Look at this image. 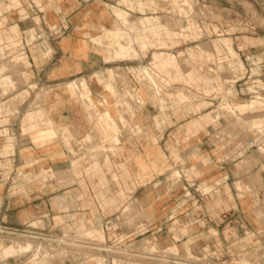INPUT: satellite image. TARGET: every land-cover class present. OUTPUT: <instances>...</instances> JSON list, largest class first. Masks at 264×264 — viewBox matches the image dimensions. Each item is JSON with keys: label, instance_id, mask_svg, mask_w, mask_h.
<instances>
[{"label": "rangeland", "instance_id": "374dc122", "mask_svg": "<svg viewBox=\"0 0 264 264\" xmlns=\"http://www.w3.org/2000/svg\"><path fill=\"white\" fill-rule=\"evenodd\" d=\"M108 6L116 14L114 22L120 21L119 19L124 17L128 18L125 12L119 11L118 7L121 6L129 11L131 18L149 15L152 17L154 29L157 28L156 25L163 28L162 34L167 40V46L150 47L142 55L143 52L140 54L141 51L138 47H146L144 39H142L141 45L130 44L132 48L129 53L134 52L137 55L133 58L138 63H143L146 57L150 60L149 57L152 56L154 50L162 49L179 57H169L163 60L161 66L164 69L171 71L172 67L175 68L178 64L177 59L184 69L189 66V62L194 61L200 73H204L210 78H217L210 83L213 88L208 92L204 88L188 83L178 82V86L171 83L170 87L161 91L160 96L153 99V103L157 104L158 108L161 109V105L162 107L166 106L164 110L157 111L155 113L157 115L154 114L156 121L154 124H158L159 129L162 124H166L159 113L174 115V120L167 124L178 123V121L183 123L203 114L204 112L193 113L207 107L206 111L212 110V117L215 121L212 124L217 126L212 136V142L216 148L215 161L217 162L214 164L216 163L218 174L221 169L225 170L230 167L233 170L236 169L239 175L225 176L224 171H221L224 176H218L215 181L209 182L211 180L205 175L207 173H204L209 165L206 157L203 156V159L201 157L206 151L200 149L198 145H183L181 147L185 148L183 154L176 157L170 153L162 168L153 170V176L146 182H137L132 179L129 180L127 186L124 185L129 199L134 201V207L131 210L134 215L131 216L130 213L125 214L123 208L111 210L110 207H104L103 203L95 197V189L102 185L94 182L97 177L88 175L90 170L87 167L91 162L90 156H96L99 151L93 149L89 152L93 142L87 140L89 142L87 143L80 139L73 146L75 153L71 152L70 155L82 157V173L85 174V181L80 186L91 198V206H88L86 210H95L98 216L91 220L90 225H100V228L92 226V233L84 234L88 237L76 236L79 234L76 229H70L68 226V223H72V219L67 217L64 221H57L55 219L56 211L53 210L46 212L47 216L52 218L51 225L46 226L43 223L32 222L34 227L19 226L20 231L17 234L5 233L9 243L28 240L33 241L35 246L42 243L53 256L49 264H54L53 260H56V264H138L142 262H144L143 264H201L200 261L204 256L211 260L224 262V264H264V215L259 218L264 212V128L239 122V124H236L237 122L233 124V117L227 113L229 118L224 116V111L221 108V105L227 103L226 101L231 104L236 101L252 100L256 105L264 103V89H262L264 88V69L262 70L260 67V62H264V0H130L128 3L123 0H115ZM181 7L185 10H181ZM124 13L125 15H123ZM128 21L129 24H124L121 30L113 31V34L110 33L112 28L106 27L103 30L99 28L101 33L97 34V37L88 35L93 42L94 49L104 50L108 54L107 49L103 47L105 37L115 35L118 36L116 37L118 41L125 37H127L125 40L129 41L128 35H131L132 38V34L128 29L133 25L132 33H135L138 27L131 19ZM140 23L145 24L143 19ZM122 31L124 36H119L118 33L121 34ZM44 35L49 39L51 34L44 31ZM98 35L102 39L101 47L96 43ZM139 36L140 34L135 33L136 42ZM121 43L123 42L121 41ZM96 45L98 49H96ZM202 47H207L209 50L201 49ZM141 49L144 51L143 48ZM192 50H197L198 56L192 55ZM206 51L211 52L209 53L211 59L205 56ZM108 57L113 58L110 53ZM27 66V64H23L16 70H10L13 72L11 76L15 78L16 84L12 85L7 81V84L13 87L9 88L7 102L0 105L2 109L0 119H3L1 123L13 124L17 114L22 120L29 109L37 106L46 107L54 103L55 97L52 90L61 93V85L34 79V74ZM148 66H153L155 69L154 64ZM22 67H24L26 76L20 73ZM116 75L120 77L119 73ZM132 76L134 77H128L131 83L139 86L135 73ZM122 77H126L124 71ZM124 81L126 84L132 85L127 78ZM117 83L118 88H122L124 91L122 84L118 81ZM171 86L173 89L181 88L189 94V99L181 104L185 105L186 110H192V112L177 113L171 108L177 101L175 100L176 92L170 90ZM255 91L257 92L254 93ZM4 92L7 91L4 90ZM17 92L19 95L15 96ZM62 95L66 97V94ZM257 95L260 97L258 98ZM159 97H163L165 100L163 99L160 103ZM204 99L209 101L206 105L197 110L192 108L195 103ZM222 100L226 103L220 102ZM210 104L211 107H208ZM79 105L82 107L81 103ZM177 105L179 104L175 106L177 107ZM8 106L12 109L9 112L6 109ZM16 106H18L17 112ZM97 106L99 109L102 107L98 103ZM263 108L264 106L259 108L260 113H264ZM167 110L173 112H167ZM101 112L103 113V111ZM132 112L135 114V109ZM82 116L85 121H88L87 112L84 109ZM180 118L185 119L180 121ZM137 121L138 116L133 117L130 121L131 124H135V129L132 132L135 133L136 141H142L152 132L142 128ZM88 124L90 123L88 122ZM142 124L144 123L142 122ZM115 130L118 131L117 141L121 134V139L125 137L126 129H123L121 133L119 128H115ZM89 131H96L94 124H91ZM66 139L64 140L67 141ZM250 139L254 141V145H250ZM128 146L131 149L143 148V144L139 143ZM176 146L175 140L171 150H174ZM195 150L198 154H193ZM127 156V152L115 156L113 169L116 170L115 161L124 160ZM102 157L100 156L101 160ZM200 157L201 160H199ZM64 167L69 168V163ZM174 169L177 170L176 173L180 174L174 175ZM105 171L110 177L111 171L107 168ZM54 179L56 182L61 181L62 185L79 182L78 179L70 175L63 177L57 175ZM144 184L147 187L146 190L141 187ZM107 187L112 191L116 189L113 184H107ZM239 192L246 201H251L253 198L251 204L257 203L255 208L259 209L252 211L256 219L259 220L258 224L249 221V225H246L239 222L236 215L231 216L232 212L240 211L236 208L237 202L240 198L242 199ZM176 199L177 201L174 202ZM175 223L182 227L187 226L189 229L183 233L181 238H179V230L176 229ZM227 225H229V233L226 234ZM173 226L176 229L174 231L175 238ZM191 228L192 230H190ZM211 228L216 230H211ZM35 231L42 232L46 238L33 236L39 235L34 233ZM81 235L83 234L81 233ZM63 236L78 238L82 241L81 245L60 241L59 238ZM190 237L192 239L189 248L186 242ZM30 251H33V256L27 258L26 261L34 256L37 257L36 254H41L36 248L24 252V254ZM75 254H83V256H75Z\"/></svg>", "mask_w": 264, "mask_h": 264}, {"label": "crops", "instance_id": "0c3cea01", "mask_svg": "<svg viewBox=\"0 0 264 264\" xmlns=\"http://www.w3.org/2000/svg\"><path fill=\"white\" fill-rule=\"evenodd\" d=\"M113 1L115 0H0V105L7 102L9 88L13 87L7 84V81L12 85L16 84L15 78L11 76L13 72L10 70H16L23 64L28 65L27 68H30L34 74V79L61 85V93L52 90L55 97L54 103L46 107L37 106L29 109L22 120L17 114L13 124L1 123L3 119H0V226L34 227L32 222L49 226L52 218L48 217L46 212L55 210L57 221H64L67 217L72 219V223H68V226L70 229H76L79 233L76 236L88 237L84 235L86 232L92 233L93 227L100 228V225H90L91 220L98 216L95 210H86L88 206H91V198L80 186L85 181V174L82 173V157L70 155L71 152L75 153L73 146L80 139L87 143L93 142L89 152L93 149L99 151L96 156H90L91 162L87 167L90 170L88 175L97 177L94 182L102 185L95 189V197L103 203L104 207H110L111 210L123 208V212L130 213L131 216L134 215L133 212L131 213L134 201L129 199L124 185L127 186L132 179L137 182H146L153 176V170L162 168L170 153L176 157L181 156L185 151V148H181L183 145H198L200 149L206 151L201 157L202 159L203 156L206 157L209 165L204 170V173H207L205 175L211 180L209 182L215 181L224 173L225 176L239 175L236 169L233 170L230 167L221 169L218 174L216 163L214 164L217 162L215 161L216 148L212 142L217 126L212 124L215 122L212 110L206 111L207 107L200 109L193 114L204 112L203 114L195 115L196 117L189 121L183 123L178 121L174 124H167L174 120V115L159 113L166 124H162L160 129L158 124H154L155 115H157L155 113L164 110L166 106L161 105V109L158 108V105L153 103V99L160 96L161 91L168 86L164 85L159 90L149 81L142 66H147L154 71L163 83L168 78L174 85L178 82L188 83L204 88L206 92L213 88L210 83L217 78H210L200 73L194 61L189 62V66L184 69L177 59L178 64L175 68L172 67L171 71L164 69L161 62L169 57L176 58L177 55L162 49L154 50L149 57L150 60L146 57L143 63H138L133 58L137 56L134 52H130L127 56H118L113 53V58H109L104 50L94 49L93 42L87 34L97 36L101 33L98 27L102 24L109 28L114 26L116 14L108 6ZM118 9L125 12L126 16L136 23L138 28L135 33L140 34L136 42L135 33L130 32L132 38L128 35L129 41L125 40L127 37L121 39L124 44L137 46L141 45L144 39L146 47H138L140 54L143 52L142 55L150 47L168 45L161 26L156 25L157 28L154 29L152 24L140 23L147 17L152 21L151 16L131 18L127 9L121 6ZM44 31L51 34L49 39L45 37ZM96 43L99 47L102 46L99 35ZM222 47L225 49L223 45ZM203 48L209 50L207 47L201 49ZM11 49L12 51H9ZM191 53L195 56L199 54L197 50H192ZM209 53L207 52L205 56L211 59ZM6 64L10 66V70L6 68ZM149 64H154L155 69L153 66H148ZM260 67L264 69V62H260ZM122 69L126 77H122ZM20 73L26 76L24 67ZM117 73L120 77L116 75ZM134 73L139 86L132 84L129 79L134 77L132 76ZM126 78L132 85L125 83ZM117 81L122 84L124 91L118 88ZM134 89L139 91L137 92L141 94L143 102L139 103L131 98L129 91ZM62 94H66V97ZM18 95L19 92L15 96ZM257 96L260 97V95ZM4 99L6 100L3 101ZM163 99L159 97L160 103ZM188 99L189 94L180 88V91L176 92L175 100L177 101L174 102V107H170L177 113L187 111L190 113L192 110H186L185 105L181 104ZM96 102L102 105L100 109ZM208 102L204 99L195 103L192 108L197 110ZM247 102H254V100ZM176 104L179 105L176 107ZM263 106L264 103L257 105L259 108ZM208 107H211V104ZM6 109L8 112L12 110L9 106ZM83 109L87 112L88 121H85L82 116ZM134 109L135 114L132 112ZM17 111L18 106H16ZM167 112L173 111L167 110ZM135 116H138L137 122L142 128L152 132L142 141H136L135 133L132 132L135 124H131L130 121ZM91 124H94L96 131H89ZM115 128H119L120 133L123 129L127 130L123 139L121 134L119 141L116 140L118 131ZM95 136L97 140L94 139ZM65 138L67 141L64 140ZM175 140L177 146L171 150ZM98 142L102 145L94 148L93 146ZM135 143L143 144V148L131 149L128 146ZM125 152L128 156L124 160L115 161L116 170H114L113 158ZM193 154L198 153L195 150ZM100 156H103L102 160ZM68 163L69 168L64 167ZM105 168L111 171L110 177ZM176 172L177 170L174 169V175L180 174ZM57 175L59 177L70 175L79 182L62 185L61 181L56 182L54 179ZM107 184H113L116 189L112 191ZM141 187L147 189L145 184ZM252 200L253 198L251 201L240 198L236 205L240 211L232 212L231 216L236 215V218H239L238 221L246 225H249V221L258 224L259 220L256 219L252 210L259 208H255L257 203L251 204ZM176 201L177 199L174 202ZM263 215L264 212L259 218ZM175 226L179 230V238L184 232L189 231L187 226L182 227L177 223ZM175 226H173V236ZM228 228L229 225L226 226V234L229 233ZM5 233L0 232V264H49L53 257L49 250L47 254L40 252L42 255L36 254L37 257L34 256L26 261L33 256V251L24 254L29 250H19L14 243H9ZM191 239L190 237L186 242L188 247ZM59 240L69 241L75 245H81L82 242L78 238L65 236L60 237ZM77 255L83 256V254H75ZM53 262L56 264V260Z\"/></svg>", "mask_w": 264, "mask_h": 264}, {"label": "bare ground", "instance_id": "6f19581e", "mask_svg": "<svg viewBox=\"0 0 264 264\" xmlns=\"http://www.w3.org/2000/svg\"><path fill=\"white\" fill-rule=\"evenodd\" d=\"M125 3H128L130 0H123ZM144 1V0H143ZM155 1V0H154ZM163 2V1H162ZM138 3V2H137ZM140 4V3H139ZM178 4V3H177ZM190 4V3H189ZM135 6V5H134ZM138 6V5H137ZM139 7V6H138ZM175 7L177 8V6H176V3H175ZM149 9V8H148ZM191 9V8H190ZM146 10H147V7H146ZM181 10H185L184 8H182L181 7ZM120 14H122L121 12H120ZM119 15V14H118ZM123 15H125V14H123ZM120 16H122V15H120ZM123 19V20H122ZM122 19H119L120 21H115L114 22V26L112 27V29H111V31L112 32H110V33H112L113 34V31H119V30H121V28H122V26L124 25V24H126V23H128L129 24V19L128 18H126V17H124V18H122ZM115 20V19H114ZM117 20V19H116ZM144 22H145V24H148V25H150V24H152V21H151V19L149 18V17H147V19L146 20H144ZM132 24V23H131ZM130 24V25H131ZM173 24V23H172ZM125 27V26H124ZM98 28H100V29H105L106 28V26L105 25H99V27ZM124 30V29H123ZM125 30H126V28H125ZM124 30V31H125ZM132 30H133V25H132V27H130L129 29H128V31L129 32H132ZM127 31V32H128ZM107 32V31H106ZM105 32V33H106ZM121 32V31H120ZM104 34V33H103ZM119 34V36L121 35V36H124V34H123V31H122V33L120 34V33H118ZM87 35H90L89 33L87 34ZM117 35V34H116ZM92 36V35H91ZM90 36V37H91ZM95 37H97V36H95ZM116 37H118V36H111V37H103L104 39H103V41H104V44H103V47L105 48V49H107V52H108V54L110 53L111 54V56L113 55V53L114 54H116V55H118V56H121V55H124V54H128L129 53V51L131 50V48H132V46L131 45H125V44H123V43H121V41H118L117 39H116ZM97 39V38H96ZM102 40V39H101ZM133 43V42H132ZM132 45H134V44H132ZM95 47H97L96 49H98V46L96 45ZM102 47V48H103ZM134 50H135V47H134ZM135 53H136V50H135ZM138 54V53H137ZM0 67H1V65H0ZM6 68L8 69V70H10V66L8 65V64H6ZM142 68H143V70H144V72L148 75V78H149V81H151L152 83H153V85L154 86H156L159 90L164 86V85H167V86H169L170 84H171V81H170V79H166L165 80V83H163V82H161V80L159 79V77L156 75V73L154 72V71H152L149 67H147V66H142ZM170 87V86H169ZM172 87V86H171ZM170 90H174V92H179L180 91V89H173V87L172 88H170ZM129 94H130V96H131V98H133V99H135L137 102H139V103H141V102H143V99L141 98V96L139 95V93L134 89V90H132V91H129ZM234 97H236V96H234ZM226 100H227V98L226 97H224ZM223 98V99H224ZM224 99V100H225ZM224 100H222V101H220V102H222V103H226V104H223V105H221V108L223 109V111H224V116L226 115V113L227 114H229V115H231L232 117H233V121H232V119H231V121H232V123L234 124V122H237L236 124H249V125H253V126H260V127H262V126H264V113H260V111H259V107H257V105H255V103L254 102H247V101H236V102H234V103H229L228 101H224ZM174 104V103H173ZM173 104H171V105H173ZM246 114V115H245ZM227 116V115H226ZM228 117V116H227ZM229 118V117H228ZM239 122V123H238ZM231 123V122H230ZM231 123V124H232ZM232 124V125H233ZM240 129H241V127H240ZM255 133V132H254ZM254 135V134H253ZM250 136V135H249ZM251 140V139H250ZM258 141V140H257ZM250 142V141H249ZM257 144V143H256ZM102 144H101V142H98L97 144H95V146H93L94 148H99L100 146H101ZM260 176V175H259ZM249 177V176H248ZM247 177V178H248ZM260 178V177H259ZM250 180V179H249ZM249 183H251L250 181H249ZM252 185V184H251ZM51 236V235H50ZM49 236V237H50ZM12 243H14L15 244V246L19 249V250H31V249H33V248H36L38 251H40V252H43V254H47L48 253V249L46 248V246H43L42 245V243L41 244H38V245H36L35 246V243L33 242V241H30V240H28V241H24V242H22V241H12ZM138 261V260H137ZM163 261V260H162ZM144 262H142V263H138V264H143ZM134 264V263H133ZM135 264H137V263H135Z\"/></svg>", "mask_w": 264, "mask_h": 264}, {"label": "built area", "instance_id": "2783aa9c", "mask_svg": "<svg viewBox=\"0 0 264 264\" xmlns=\"http://www.w3.org/2000/svg\"><path fill=\"white\" fill-rule=\"evenodd\" d=\"M262 89H264V88H262ZM256 92L257 91H255L254 93H256ZM253 96H255V95H253ZM250 145H254V141L253 140L250 141ZM18 231H20V229H18V228H10V227H6V226H0V232L17 234ZM34 233L39 234V235H33V236H37L39 238H46V237H44L42 235V232H40V231H35ZM200 263L201 264H224V262L211 260V259L206 258L205 256L203 257V260L201 259Z\"/></svg>", "mask_w": 264, "mask_h": 264}]
</instances>
